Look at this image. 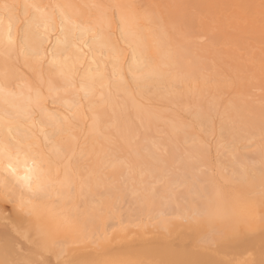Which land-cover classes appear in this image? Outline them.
<instances>
[{"label": "snow or ice", "instance_id": "1", "mask_svg": "<svg viewBox=\"0 0 264 264\" xmlns=\"http://www.w3.org/2000/svg\"><path fill=\"white\" fill-rule=\"evenodd\" d=\"M0 264H264V0H0Z\"/></svg>", "mask_w": 264, "mask_h": 264}, {"label": "bare ground", "instance_id": "2", "mask_svg": "<svg viewBox=\"0 0 264 264\" xmlns=\"http://www.w3.org/2000/svg\"><path fill=\"white\" fill-rule=\"evenodd\" d=\"M41 1L42 0H32V2H35V3H42ZM47 1L45 3H47ZM178 1L179 0H146V2H147L146 5H153V4H159V3H177ZM185 1H188L189 3H235V2H240V0H185ZM20 2H23V0H20ZM61 2H62V0H61ZM62 100L67 101L68 104H71L72 100H73V96H72V94H68L66 96H63ZM49 107H51V106H49ZM135 115H136L135 113H132L133 119H135ZM136 123H139V121L137 120ZM118 221H119V217H116L111 222H109L108 218L105 217L104 219L100 220L97 223L96 227L101 233L107 232L110 234L114 230L119 232L122 225ZM130 233L131 232L128 233L129 236H131V234H132V233L131 234ZM121 239H122V233L120 235L116 236L114 243H118ZM177 242L179 243V240H177ZM256 242H257V244L259 243V237H257Z\"/></svg>", "mask_w": 264, "mask_h": 264}, {"label": "rangeland", "instance_id": "3", "mask_svg": "<svg viewBox=\"0 0 264 264\" xmlns=\"http://www.w3.org/2000/svg\"><path fill=\"white\" fill-rule=\"evenodd\" d=\"M47 0H42L41 2L42 3H45ZM19 2H20V0H19ZM47 2H49V0L47 1ZM138 2H140V3H143V4H147V2H146V0H138ZM189 3L188 1H185V0H179L177 3ZM224 39H226V38H221V44H223V42H224ZM231 50L229 49V48H227V47H225L224 49H223V52H224V54L225 55H227L229 52H230ZM155 132V125H154V127H153V133ZM244 152H247V154L250 156V157H252V158H254L255 160H257V161H259V159H260V157H259V154H258V151H257V145H252V147L251 148H244V149H241V153L243 154ZM213 156H215V147L213 146ZM126 222L125 223H127V220H125ZM118 222H120V221H118ZM121 224V223H120ZM115 229V228H114ZM131 234V233H130ZM132 235V234H131Z\"/></svg>", "mask_w": 264, "mask_h": 264}]
</instances>
